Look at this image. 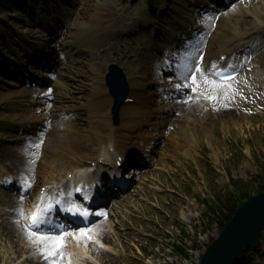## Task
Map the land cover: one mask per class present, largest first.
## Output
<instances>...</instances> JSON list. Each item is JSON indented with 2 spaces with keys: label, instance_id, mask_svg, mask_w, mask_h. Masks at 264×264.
I'll return each instance as SVG.
<instances>
[{
  "label": "rangeland",
  "instance_id": "1",
  "mask_svg": "<svg viewBox=\"0 0 264 264\" xmlns=\"http://www.w3.org/2000/svg\"><path fill=\"white\" fill-rule=\"evenodd\" d=\"M97 1L104 3L113 0H84V4L83 0H51L46 6L40 5L34 11L20 16L21 23H16L7 15L1 16L6 21L7 27L3 28V38L0 40V170L13 174L16 181L14 184L17 186L25 182L32 184L23 174L25 172L22 173L24 167L30 166L28 164L32 163L36 169L35 174L38 177L36 179L38 182L33 188H37L43 178L47 160L55 157H60L63 161L71 159L69 155L57 148H44V142L39 148L38 146L32 148L34 151L27 150L29 142L34 141L33 144L39 145L41 144L40 139H33L35 137L31 133L35 134L36 130H31V132L26 127V129L18 131L22 126H18L16 123L19 122L20 115L27 111L28 106L30 107L29 95L25 93L26 91L46 92L49 104H55V99L64 93L68 97L76 96L73 92L74 83L77 80L81 81L84 78L81 75L85 76L88 73L86 66L70 62L68 68L64 64L62 65V59L58 55L52 54L51 50L62 36V27H69L76 18L84 20L94 14L93 4ZM211 1L169 0L158 6L157 16L153 20L141 0H114L113 2L117 4L116 9H124L131 19L141 18L140 20L145 25L143 28L131 30L130 33H123L120 38L121 42L114 50L106 49L103 54H98V49V51H92L99 60V66L106 70L109 63H116L125 73L127 80L132 75L136 77L135 72L138 70L135 64L140 65L142 59L140 56L138 58L136 53L144 49V38L140 32L144 30L146 33L147 30L149 33L147 36L151 35L152 51H150L151 44L147 50L150 52L153 66L157 70L158 78L156 77V80L158 83L160 81L159 87L165 92L171 91L170 94H173L174 89L169 90L165 86L172 82L173 84L184 82L185 86H189L187 89L189 98L195 100L192 92L195 88L203 89L207 85V78L205 73L196 72L202 64L200 61L204 56L200 49H196L197 46H192L195 40L189 33L198 37L202 36V42L205 41L204 45L211 46H209L211 52L212 49L214 51L216 44L221 45L224 41L229 40L232 33L237 31L238 26L249 29L252 25L259 23L256 21L257 15L261 16L264 23V6H258L260 3L264 5V0H243L241 6L231 3L223 8H219L218 0H213L215 9L219 8L216 12L205 10ZM80 4L83 6V10L79 8L82 7ZM112 6L114 7L113 4ZM203 12L211 14L209 21L205 24L206 30L194 29L193 25L199 23L198 13ZM128 16L125 19H128ZM144 18L148 20L150 30H148L149 28L145 30L148 24L146 26L147 21ZM125 22L123 23L126 25L129 23L126 20ZM124 24L119 25L121 31L124 26L126 27ZM95 25L96 22H89L87 25L85 24V28L91 32ZM181 28L185 33H182ZM154 29L158 34L153 39ZM133 32L139 34L132 37L130 34ZM257 32L256 30L255 33ZM207 35L210 36L207 37ZM112 37L109 35L106 43L109 42V39H113ZM259 39L260 35L255 37V41L253 40L251 43L258 42ZM186 42L189 44V48H183L187 45ZM109 44L105 46L109 48L114 46L112 45L113 41ZM261 47L250 53L248 63L254 67L255 73L259 75L263 83L264 46ZM40 48H43V51L47 50L48 54L42 56ZM191 50L196 51L194 70L189 71L190 73L180 81L178 77L182 73L181 68L174 63L179 59V56L182 57L184 53H189ZM85 51L87 50L85 49ZM80 52L83 54V58H87L88 51L81 50ZM31 56L35 62L30 58ZM41 62H45V64L42 65ZM202 66V70L205 72V66ZM196 83L201 84L196 85ZM105 89L107 90L106 87ZM153 89L163 92L157 87ZM218 90L220 92L213 94L216 107L206 106L209 108L207 114L213 117L211 111L219 110L221 105L226 104L230 106L227 113L231 112L232 118L227 119L224 123L213 117L214 127L212 130L215 138L208 139L200 132L196 136V140L179 135L180 132L187 130V122H191V119L183 118L182 114L173 113L169 115L163 125L165 131L163 132V129L159 131L157 146L148 150L149 152L134 154L131 162L136 161L137 164L138 161H142L143 164L138 166L140 171L134 170L135 174L131 175L134 176L130 181L129 187H131H128L129 190L121 194L116 201L108 203L109 206L104 209L107 210L106 213L109 212L107 217L104 216L99 221L96 220L97 222L93 224L94 227L88 232L90 234L92 231L94 232V228L100 222H103L100 227L103 226L105 230H108L107 224L104 222H112L111 227L114 229L112 232L117 233L119 237L117 239L112 235L113 233L111 235L108 233L111 239L106 240L105 244L111 251L109 255L113 259V264H130V262L133 264H197L202 250L220 229L217 219L205 215L206 202L230 192L229 183L232 180L247 183L250 194L257 193L253 189L257 182L264 177V87H252L245 90L240 85L230 83L220 86ZM182 92L186 94L185 90ZM182 92L180 93L182 94ZM181 94L176 91L174 95L176 101L180 100ZM185 94L183 95L185 96ZM184 96L181 98V102L183 108L186 109L188 105L185 104ZM68 97L62 103L68 106L67 109H70L72 115L75 114L74 120L61 119L60 116L63 118L67 116L65 114H58L56 120L72 124L81 120L82 125L79 126H83L85 123L83 108L79 107L76 99L71 100ZM59 103L57 105H60ZM41 105L44 107L46 103H41ZM41 109V106H34L32 113V118L41 123V125L38 124L39 127H42V122L46 118ZM63 110L65 112V109ZM176 115H178L177 118ZM12 119L13 122H10ZM50 121L53 126L54 120ZM161 131L163 133H160ZM176 131L179 134L173 135L174 132L177 133ZM68 134L78 139L96 140L94 136L92 138V133L77 131ZM40 135L41 133L37 132V136ZM183 138L186 141H183ZM171 139L173 141L180 139L179 142H182L180 147L175 148L177 150L170 143ZM116 154L122 157L119 152ZM109 157L110 154L105 151V156L100 159L110 163ZM18 165H21L22 168H18V172H16L13 166ZM1 176L5 177V174L2 173ZM9 178L12 181L11 177ZM31 192H34L33 189L28 191L25 201L28 200L26 198L30 197ZM123 199H126L125 201L130 199L132 203L120 208L125 227L117 230L115 225L119 215L114 213L118 203ZM0 205H2L1 202ZM180 239L188 251L187 259L178 257L171 249L173 242ZM112 241L115 242V246L110 248ZM3 249H6V244L0 238V264L5 262L9 264L3 254ZM59 251L57 250L58 253ZM56 258L61 262L62 258L59 254L54 256V260ZM241 259L242 264H264V251L246 248ZM85 263L89 264V262Z\"/></svg>",
  "mask_w": 264,
  "mask_h": 264
},
{
  "label": "bare ground",
  "instance_id": "2",
  "mask_svg": "<svg viewBox=\"0 0 264 264\" xmlns=\"http://www.w3.org/2000/svg\"><path fill=\"white\" fill-rule=\"evenodd\" d=\"M113 1L104 3L97 1L93 4V9L95 11L94 14L89 15L84 20L81 18H76L71 22L69 27L67 26L63 28L60 26L62 27V36L59 39V42L55 43V45L52 47L51 53L58 55L60 59H62V65L64 64L68 68L70 67L69 65L71 62L83 64L88 70V73L85 76L81 75V77H84L81 81L77 80V82L74 83L73 92L76 94V96L68 97L66 93H64L62 96L60 95L61 97L56 98L55 101L52 100L55 104H49L50 102H47L49 98L47 97L46 92H25L29 95L28 102L30 107L28 106L27 111L20 115L19 122L16 124L18 126L27 127L33 131L36 130V135L37 132L41 133V135L37 138L40 139L41 144L35 145L33 144L34 141H31L27 145V150L31 151L33 150L32 148L37 146L39 148V146H42L44 142V148H57L69 155L71 159L69 161H63L60 159V157H55L54 159L51 157L52 159L47 160V163H45L46 166L43 172L42 181L40 180L41 186H46V191L42 196L39 195L40 188L38 187L35 189L37 190L36 193L33 192L30 194L31 199L25 201L28 191L31 189L34 190L33 187H35L34 185H37L36 183L38 182V180H36L38 177L35 174L36 169L32 166V163L28 164L30 166L24 167L22 169V173L25 172L23 174L30 181V183H32L31 189L27 191L24 197L18 193H14V191H5L0 189V202L2 203V205H0V238L6 244V249H3V254L6 256L7 262L9 264H55L54 256H49L48 253L43 250V245L36 242V237H32L30 235V231H35L40 235H57H53L52 231L46 229V226H42L39 229H30L29 218L31 217V212L36 209V205L41 202V198L43 197L44 199L46 194L52 193L56 189L53 187L54 185L60 186V184H62L64 181L68 182V174H71V177L77 178L83 174H86V172H83L82 169L84 165H87L88 169L91 167L96 168L100 158L105 156V151L109 154V148H112L115 153L119 152L122 155L124 161L135 165L136 161L131 162L134 154L136 152H148V150H152L153 147L157 146L156 142L160 136L159 131L162 129L163 132L165 131L163 125L166 123L169 115H172L173 113H177L179 115L182 114L183 118L191 119V122H187V130L185 132L183 131L180 132L181 134H179L177 130V133L174 132L173 135L179 134L196 140V136L200 132L203 133L208 139H212V137H214L212 130L214 127L213 117H216V120L224 123H226L227 119L232 118L231 112H229L230 114L227 113L230 106L226 104L223 106L221 105L219 110L214 109V111H211V114H213L211 116L213 117H210L207 114L209 108L206 106L212 105L211 108L216 107L213 94L220 92V90H218L220 89V86L229 85L230 83H245V88L248 86L250 88L252 85H254V83H258V74L255 73V71L247 72L242 69L239 75L229 83L217 81L213 77V74L214 71L216 69H220L224 63L234 64V66H239V68H242L244 60L246 61L247 58L244 56L245 53L241 50L237 55V53L235 51L233 52L232 50L234 48H238L239 46L242 47L243 41L253 42V40L255 41V37L260 35V39L258 40L257 44H264V25L262 26L264 23L261 19V16H256V21L259 23L252 25L249 29L238 26L237 31L232 33V36L229 40L224 41V43L221 45L216 44V46H214V51L211 50V52V46L204 45L205 41L202 42V36L198 37L189 33V35H192V39L195 40L194 45L192 46H197L196 49H200L201 53L204 55V59L201 61L202 64L199 66V71L196 72L205 73L204 75L207 78V85H205L203 89L198 90L195 88L192 92L193 96H196L195 100H191L189 98V91H187L189 86H185L184 82L180 84H173L172 82V84L165 86V88L169 90L174 89V92L176 93L177 91L179 94H181L180 92H182V90H185L186 94L182 92L180 95V100L178 101H176L174 98V92L173 94H170L171 91L165 92L161 87H159L160 81L158 83V80H156L158 78L157 70L153 66L150 52L147 50L148 46L152 42L151 35L150 37L149 35L147 36L149 33L147 32L146 27V33L144 30L140 32L141 36L144 38V49L143 51L136 53L138 58L139 56L140 59L142 58L141 63H139L140 65L135 64V66L137 65L136 67L138 70L135 72V75L137 76L135 77L132 75L128 79V85L130 89L128 98L132 100L130 102H126L121 107L119 111V125H111L108 109L112 100L111 97H108L105 94L107 91L103 84L105 70L103 68L101 69L99 66V60L95 57L93 52L97 49L99 50V48L105 46L106 44L110 45L109 42L111 41H113L112 45L114 46H111L110 48L105 46V48L109 50L116 49L117 45L121 42L120 36L122 31L119 29V25L125 22V20L129 21L127 25L125 24V33H130L133 29L143 28L145 25V23L138 18H129L124 9H116L117 4H115ZM261 5L264 6L262 3H260L258 6ZM103 13L107 14L105 15ZM126 16H128V19H125ZM198 16L199 23L197 22L198 24H194L193 27L194 29L204 31L207 28L205 24L209 21L211 14L210 12L208 14L203 12L198 14ZM89 22H96V25L91 32L85 28V24L87 25ZM256 30L258 31L257 33H255ZM109 35L113 36V39H109V42L106 43ZM214 37L217 36L214 35ZM104 41L105 43L102 44ZM188 46L189 44L187 43V45L183 48H189ZM85 49L88 52L85 51ZM81 50L88 53L87 58L82 57L83 54L80 52ZM248 50H250V47H248ZM150 51H152V44L150 45ZM47 54L48 51L44 49L43 55L45 56ZM195 54L196 51L191 50L189 53H184L183 56L185 58L183 56H179V59L176 61V63H174V65L181 68L182 72L179 75L178 80L181 81L184 76H187L188 73L194 70V64L196 61ZM221 55L224 56L223 61H220ZM241 56H244L243 62V58ZM202 65L205 66V72L202 70ZM93 72L94 74H92ZM59 74L60 73H58V75ZM199 84L201 83H196V85ZM178 85L179 87H177ZM154 87L160 88V91L162 90L165 93L154 91ZM183 94H185V96ZM206 95L212 96L211 103L202 102V98ZM183 96L186 98L185 104L188 105L187 107L184 106L186 109L183 108L181 102V98ZM67 97L71 100L76 99L75 101H78L77 104L79 107L83 108V119H85L83 126H79L82 125L81 120L79 122L76 121L74 124L56 120V116L58 114H65L67 116L71 114L70 109H67L68 106H65L62 103L65 98L67 99ZM59 101L61 102L59 103ZM41 103H46V106L43 107ZM57 103L60 105H57ZM34 106H41V110H43L45 113L44 115L46 118L42 122V127L38 126V124L41 125L40 122L32 118ZM63 109H65V112H63ZM177 116L178 115H176V118ZM50 120H54L53 126L50 124ZM10 122H13V119L10 120ZM73 131L87 132V134L92 133V138L94 136V139L96 140L93 141L89 139H78L74 136H70L68 132ZM163 132L161 131L160 133ZM172 139L175 138L172 137ZM172 139L170 143L174 149L181 146L182 142H179L180 139L174 141ZM184 139L185 138H183V141H186ZM103 161L105 162V160ZM105 163L106 166H108L105 168L106 172L111 171L113 165L112 167H109L110 163ZM18 168H22V166H13V169H15L16 172H18ZM131 170L132 171L130 174L124 178L116 177L115 175H112V177L116 178L118 184L123 181L129 182L130 185L132 177L134 178V176L131 175L135 174L134 169L132 168ZM117 171L119 174V170ZM1 177L2 176L0 175V179L3 181L4 177ZM9 180L10 178L8 177L3 182L5 183ZM109 180L112 179L110 178ZM96 184H99L98 181ZM119 194L116 196V198L119 197ZM125 200L126 199L121 200L115 209L114 214L119 215L115 225L117 230L124 229L125 227V221L121 216L122 212L120 208L132 203L130 199L127 201ZM3 205L4 207H1ZM21 208L24 209V212H26L25 215H22ZM106 211L107 210L101 212V216L96 218V220L99 221L104 216L107 217L109 212L106 213ZM106 220L108 221V219ZM102 223L103 222H100V224L98 223V226L100 227ZM104 223L107 224L108 230H105L103 226L100 228L96 226L94 228L95 233L92 231L91 234L86 232V234L82 235L80 231H73L72 229H64L58 232V234L65 233L66 236L63 248L57 249L64 252L65 256L68 255L69 262L66 260L65 264H86L85 262H89V264H113V259H111L109 255L111 251L109 247H106L107 244H105V241L111 239L110 235L112 233V235L117 237V239L119 235L112 232V230L114 231V229L111 227L112 222ZM93 224L89 228L90 231L94 227ZM89 236L91 239H88ZM102 243L104 245H102ZM111 245L112 246L110 248H113V246H115V242L112 241ZM258 249L262 252L264 251V242L261 243ZM4 264L7 263L5 262Z\"/></svg>",
  "mask_w": 264,
  "mask_h": 264
},
{
  "label": "water",
  "instance_id": "3",
  "mask_svg": "<svg viewBox=\"0 0 264 264\" xmlns=\"http://www.w3.org/2000/svg\"><path fill=\"white\" fill-rule=\"evenodd\" d=\"M106 83L113 96L111 112L117 124L118 110L123 104L128 83L115 64L108 67ZM264 241V191L257 192L235 208L216 237L203 249L198 264H233L245 248H257Z\"/></svg>",
  "mask_w": 264,
  "mask_h": 264
},
{
  "label": "trees",
  "instance_id": "4",
  "mask_svg": "<svg viewBox=\"0 0 264 264\" xmlns=\"http://www.w3.org/2000/svg\"><path fill=\"white\" fill-rule=\"evenodd\" d=\"M36 1L38 0H0V15L14 13L16 16H18L22 13H25L30 6L36 4ZM145 1L149 6L153 7L161 0ZM10 18L16 22L20 21V19L12 17L11 15ZM5 26L6 23L0 18V27ZM1 38L2 37L0 33V39ZM229 184L231 187L230 192L213 198L210 202H206L205 204V215H210L217 219L220 227H222V225L230 218L233 210L239 207L251 195L247 183L241 182L240 180H232ZM253 190H256V192L264 191V177L261 178L259 182H257L256 187H254ZM171 249L178 257L182 259H187L189 256L182 239L179 241H174ZM234 264L242 263L241 261H236Z\"/></svg>",
  "mask_w": 264,
  "mask_h": 264
},
{
  "label": "snow or ice",
  "instance_id": "5",
  "mask_svg": "<svg viewBox=\"0 0 264 264\" xmlns=\"http://www.w3.org/2000/svg\"><path fill=\"white\" fill-rule=\"evenodd\" d=\"M199 71V69H197ZM195 83V80H193ZM179 87V85L177 86ZM212 98V97H209ZM79 191V189H77ZM41 202H43V197L41 198ZM57 204L60 203L59 200L56 201ZM52 204H47L44 207H41L39 204L36 206V210L32 213L31 217L29 218V226L31 228L39 229L42 224L47 223L46 216L52 211ZM64 211L70 212L73 215H80L82 217L87 218L89 215V212L86 208H82L81 206H78L76 204H72L70 207H66ZM101 213H97V215H100ZM81 234H86L85 229L80 230ZM30 235L32 237H36V242L43 245V250L48 253L49 256H56L59 254L60 256H63V252L59 251L57 252V249H62L64 246V238L63 235L61 236H47V235H40L35 231H30ZM88 239H91L89 236ZM47 258V257H46Z\"/></svg>",
  "mask_w": 264,
  "mask_h": 264
}]
</instances>
